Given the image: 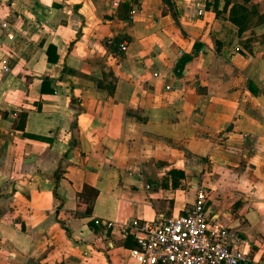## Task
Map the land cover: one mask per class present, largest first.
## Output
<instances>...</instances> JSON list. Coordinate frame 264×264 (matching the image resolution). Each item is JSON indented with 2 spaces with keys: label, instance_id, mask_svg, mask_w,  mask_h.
Listing matches in <instances>:
<instances>
[{
  "label": "crops",
  "instance_id": "1",
  "mask_svg": "<svg viewBox=\"0 0 264 264\" xmlns=\"http://www.w3.org/2000/svg\"><path fill=\"white\" fill-rule=\"evenodd\" d=\"M172 3L0 0V264H139L121 227L197 187L264 264V0Z\"/></svg>",
  "mask_w": 264,
  "mask_h": 264
},
{
  "label": "built area",
  "instance_id": "2",
  "mask_svg": "<svg viewBox=\"0 0 264 264\" xmlns=\"http://www.w3.org/2000/svg\"><path fill=\"white\" fill-rule=\"evenodd\" d=\"M5 37L12 40V31L6 30ZM205 201V190L197 187L193 202L182 214L165 220H130L121 232L130 233L135 243L131 256L139 264H242V239L233 228L209 223ZM93 222L114 229L113 222Z\"/></svg>",
  "mask_w": 264,
  "mask_h": 264
},
{
  "label": "trees",
  "instance_id": "3",
  "mask_svg": "<svg viewBox=\"0 0 264 264\" xmlns=\"http://www.w3.org/2000/svg\"><path fill=\"white\" fill-rule=\"evenodd\" d=\"M173 0H161L162 4L167 7V9L172 13V3ZM225 7L227 3H224ZM228 18L229 20L237 26V32L241 31L245 26H247V21L249 18V14L246 10L245 7L242 5L238 4H232L230 5L228 9ZM22 123H23V117L22 115H19L17 117V120L14 122V127L17 129H22ZM169 175H171V187H177L178 179H180L183 176V173L181 170H169L168 172ZM90 208H91V200L89 201L88 199H82V201L77 205L76 209L80 213L83 214H89L90 213ZM123 244L126 247H135V243L133 240L129 237L126 236Z\"/></svg>",
  "mask_w": 264,
  "mask_h": 264
}]
</instances>
